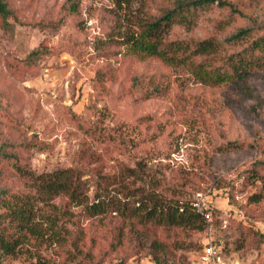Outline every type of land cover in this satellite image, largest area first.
Returning a JSON list of instances; mask_svg holds the SVG:
<instances>
[{
	"label": "rangeland",
	"instance_id": "374dc122",
	"mask_svg": "<svg viewBox=\"0 0 264 264\" xmlns=\"http://www.w3.org/2000/svg\"><path fill=\"white\" fill-rule=\"evenodd\" d=\"M175 1L128 0L121 9L83 0L68 13L65 0H11L17 20L8 31L0 26V155L11 158L0 160V188H25L15 161L37 174L72 167L90 201L126 202L122 187L155 188L167 199L200 201L211 220L202 230L143 226L108 211L68 224L67 242L29 246L0 264H157L155 242L161 264H201L209 242L221 264H264V70L209 87L121 44L135 18L158 17ZM223 1L244 16L219 38L264 24V0ZM227 15L213 11L191 31L175 27L172 38L215 36L212 21ZM43 42L53 54L29 61ZM128 167L139 177L125 178Z\"/></svg>",
	"mask_w": 264,
	"mask_h": 264
},
{
	"label": "trees",
	"instance_id": "16d2710c",
	"mask_svg": "<svg viewBox=\"0 0 264 264\" xmlns=\"http://www.w3.org/2000/svg\"><path fill=\"white\" fill-rule=\"evenodd\" d=\"M117 7L123 8L128 0H112ZM83 0H65L68 13L80 12ZM213 11H227L226 18L212 21L217 33L204 39L188 37L173 39L175 27L187 31L195 29L203 17ZM236 16L243 13L231 3L223 0H176L174 5L165 9L160 16L137 17L136 29L122 40L131 54L141 59L153 58L168 67L190 74L197 83L218 87L237 83L258 71L264 70V24L241 28L225 38L224 34ZM17 20L11 7V0H0V26L8 31L10 19ZM58 27L59 22L49 23ZM32 27H46L44 22H33ZM43 42L33 51L29 61L52 55ZM26 61V60H25ZM21 62L23 64H26ZM33 65V64H32ZM28 65L30 69L33 67ZM238 144L228 143L235 147ZM227 148V150H228ZM11 159L0 155L1 159ZM15 172L27 180L24 189L0 188V259L5 256H18L29 252V246L67 242L66 226L73 222L79 226L81 218L100 216L105 212H118L136 219L143 226H166L205 228L206 218L198 212L195 203L175 201L162 196L155 188L122 187L121 193L130 201L94 197L89 200L83 190V174L75 168L58 169L37 174L17 161L13 163ZM1 175V172H0ZM125 178H137L135 168L123 172ZM65 199V202L61 201ZM81 209L76 212V210ZM78 249L79 239H71ZM161 244H153V259L161 264ZM90 261L91 253H86ZM36 264H46L38 260Z\"/></svg>",
	"mask_w": 264,
	"mask_h": 264
},
{
	"label": "built area",
	"instance_id": "2783aa9c",
	"mask_svg": "<svg viewBox=\"0 0 264 264\" xmlns=\"http://www.w3.org/2000/svg\"><path fill=\"white\" fill-rule=\"evenodd\" d=\"M195 207L198 210V212L203 213V215L206 218V221L211 220V214L207 211V209L200 201H197L195 203ZM219 256H220V249L218 248V246L212 242H209L203 248V251L200 255V262L201 264H221L218 261ZM231 264H244V263L232 262Z\"/></svg>",
	"mask_w": 264,
	"mask_h": 264
}]
</instances>
